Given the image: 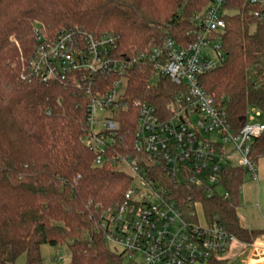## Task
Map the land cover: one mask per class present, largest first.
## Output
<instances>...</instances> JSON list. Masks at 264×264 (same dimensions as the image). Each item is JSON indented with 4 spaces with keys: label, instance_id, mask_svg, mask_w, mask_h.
I'll return each instance as SVG.
<instances>
[{
    "label": "trees",
    "instance_id": "16d2710c",
    "mask_svg": "<svg viewBox=\"0 0 264 264\" xmlns=\"http://www.w3.org/2000/svg\"><path fill=\"white\" fill-rule=\"evenodd\" d=\"M210 2L0 0V264H15L23 255L27 264H40L44 245H68L70 264H126L98 230V206L122 201L132 177L112 166H95L96 156L85 144V111L77 108L73 93L27 79L35 24L47 36L62 29L114 32L120 38L118 54L131 61L167 38L192 43L193 19ZM226 8L225 61L200 84L224 108L237 134L253 109L264 122V18L255 17L244 0H229ZM128 74L126 99L146 102L158 112L167 111L181 94L182 87L167 78L152 85V69L142 61ZM135 121V111L123 114L117 152L132 153ZM250 156L255 163L264 156V133L253 141ZM248 176L241 166L225 167L221 192L208 195L205 188L159 175L171 189L169 201L186 218L200 206L208 222L217 221L244 245L264 237V230L249 229L238 216Z\"/></svg>",
    "mask_w": 264,
    "mask_h": 264
},
{
    "label": "built area",
    "instance_id": "2783aa9c",
    "mask_svg": "<svg viewBox=\"0 0 264 264\" xmlns=\"http://www.w3.org/2000/svg\"><path fill=\"white\" fill-rule=\"evenodd\" d=\"M229 0H211L193 19V42L179 45L167 38L162 45L127 61L118 54L120 38L114 32L91 33L62 29L47 36L36 24L35 47L27 60V79L60 85L73 93L83 108L87 124L86 146L95 154V166H112L132 177L123 200L98 206V230L106 244L120 249L130 264H210L239 242L217 221L191 218L173 202L171 189L159 175L173 183L205 188L208 195L221 192V171L241 166L257 180L251 146L264 133L258 110L235 134L224 108L201 86L200 78L225 61L221 36ZM252 14L264 18V0H244ZM14 40V39H13ZM147 63L154 80L167 78L181 86V94L158 110L139 100H127L129 69ZM136 112L131 154L116 151L124 135L123 114ZM233 145L229 153L227 146ZM237 154V163L229 159ZM261 157L260 159H263ZM259 159V160H260ZM258 160V161H259ZM228 198V194H224ZM204 216V215H203ZM244 263L263 257L256 243L245 245ZM62 257L57 262L61 264ZM257 264H264L259 262Z\"/></svg>",
    "mask_w": 264,
    "mask_h": 264
},
{
    "label": "rangeland",
    "instance_id": "374dc122",
    "mask_svg": "<svg viewBox=\"0 0 264 264\" xmlns=\"http://www.w3.org/2000/svg\"><path fill=\"white\" fill-rule=\"evenodd\" d=\"M36 25V24H35ZM14 38H11V41H15ZM154 83H157V80H154ZM258 122H262L260 119H256ZM227 151L231 153L233 151V145L227 146ZM229 159H232L234 161V164L237 163V154H231L229 156ZM264 160V158H263ZM262 168V167H261ZM259 169L257 166V177L259 176V182L255 183L253 181H256L253 179V176L249 174V176L246 179L245 184H248L247 190L250 192L253 197V201L255 202L256 206V214L258 213L259 216L263 219L262 215H264V176H263V169ZM259 169V172H258ZM254 195V196H253ZM244 196H245V190L241 192V200H240V207H243L244 204ZM253 203V202H252ZM245 207V206H244ZM261 210V211H260ZM262 212V215H261ZM197 213L200 217V220H203V210L200 206H197ZM253 214V210H252ZM244 222V221H243ZM246 225L247 222H244ZM256 243V246L258 248H264V240H258ZM111 249L115 250L112 246ZM246 249V246L241 245L240 243H233L232 249L223 255V263L221 264H245L243 263L244 259H247L250 257L249 255H245L244 251ZM119 252H121L120 249H117ZM58 256L62 257L61 264H70L72 259V253L68 245H62V246H51V245H44L41 248V263L40 264H58L57 258ZM15 264H27L26 257L23 255L21 256ZM126 264H130L129 260H126Z\"/></svg>",
    "mask_w": 264,
    "mask_h": 264
},
{
    "label": "crops",
    "instance_id": "0c3cea01",
    "mask_svg": "<svg viewBox=\"0 0 264 264\" xmlns=\"http://www.w3.org/2000/svg\"><path fill=\"white\" fill-rule=\"evenodd\" d=\"M257 166L259 169L262 167L261 169H263V176H264V160L260 159L258 161ZM259 169H258V172H259ZM253 182L258 183L259 182V176H258L257 180L253 181ZM247 188H248V184H244L241 188V192H243L245 190V196H244V201H243L245 204L244 205L245 207L244 206L239 207L238 216H239L240 220L242 221V223L246 227H248L249 229H251V230H264V215H262V212H261V215L263 217V219H262L258 213L256 214L255 210H256V207H258V206H256L255 202L253 201L254 199L251 195V191L249 192L247 190ZM252 210H253V214H252ZM243 221L247 222L248 225H246ZM258 240H264V237L259 238ZM261 249L264 250V248H261ZM245 260L246 259L243 260V263ZM251 260H252L251 263H253V264H257L259 262L264 263V255H263V257H261L259 259L252 258Z\"/></svg>",
    "mask_w": 264,
    "mask_h": 264
}]
</instances>
